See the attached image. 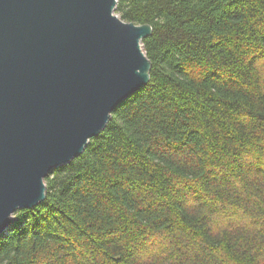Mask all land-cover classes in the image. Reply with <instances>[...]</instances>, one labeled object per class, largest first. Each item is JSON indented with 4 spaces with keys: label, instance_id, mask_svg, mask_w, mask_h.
<instances>
[{
    "label": "trees",
    "instance_id": "obj_1",
    "mask_svg": "<svg viewBox=\"0 0 264 264\" xmlns=\"http://www.w3.org/2000/svg\"><path fill=\"white\" fill-rule=\"evenodd\" d=\"M149 82L46 198L0 234V264H264V0H117Z\"/></svg>",
    "mask_w": 264,
    "mask_h": 264
},
{
    "label": "water",
    "instance_id": "obj_2",
    "mask_svg": "<svg viewBox=\"0 0 264 264\" xmlns=\"http://www.w3.org/2000/svg\"><path fill=\"white\" fill-rule=\"evenodd\" d=\"M116 3L0 0V234L149 82L152 28L122 20Z\"/></svg>",
    "mask_w": 264,
    "mask_h": 264
},
{
    "label": "rangeland",
    "instance_id": "obj_3",
    "mask_svg": "<svg viewBox=\"0 0 264 264\" xmlns=\"http://www.w3.org/2000/svg\"><path fill=\"white\" fill-rule=\"evenodd\" d=\"M114 13L117 15V16H119V14L118 13H116V11L114 10Z\"/></svg>",
    "mask_w": 264,
    "mask_h": 264
}]
</instances>
